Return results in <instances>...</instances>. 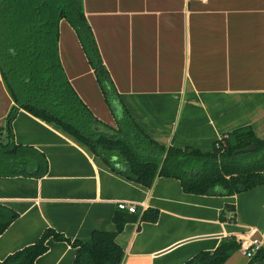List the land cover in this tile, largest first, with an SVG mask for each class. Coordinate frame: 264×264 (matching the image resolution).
<instances>
[{
    "label": "crops",
    "instance_id": "crops-1",
    "mask_svg": "<svg viewBox=\"0 0 264 264\" xmlns=\"http://www.w3.org/2000/svg\"><path fill=\"white\" fill-rule=\"evenodd\" d=\"M82 1L123 104L153 140L210 152L242 127L264 138V0ZM59 55L78 95L100 121L116 127L122 106L114 101V112L107 102L65 19ZM13 104L0 72L2 138ZM12 128L15 142L42 151L49 168L42 177L0 175V204L18 213L0 235V261L46 228L72 241H88L94 230L113 231L121 203L159 212L157 220L126 223L117 234L122 264H185L225 237L264 240V184L207 195L159 176L148 187L115 171L54 122L20 109ZM48 246L36 264H73L71 243L50 238ZM248 263L237 249L224 264Z\"/></svg>",
    "mask_w": 264,
    "mask_h": 264
},
{
    "label": "trees",
    "instance_id": "trees-1",
    "mask_svg": "<svg viewBox=\"0 0 264 264\" xmlns=\"http://www.w3.org/2000/svg\"><path fill=\"white\" fill-rule=\"evenodd\" d=\"M64 19L74 28L107 102L113 110L114 101L122 106L116 127L94 115L67 77L59 55V26ZM0 72L14 102L6 118V135L0 137L1 176L42 177L48 171L42 151L15 142L12 122L24 109L61 126L115 171L148 187L159 176L178 178L186 192L207 195H234L264 184V138L250 127L236 129L218 140L212 151L204 152L166 147L138 126L104 64L82 0H0ZM253 144L255 149L243 150ZM158 214L152 208L131 212L118 205L115 230H94L90 240L72 241L46 228L38 240L0 264H36L47 252L50 238L76 248L73 264H122L124 250L117 234L126 223L155 221ZM17 217L15 210L0 204V235ZM240 247L236 237H225L214 250L201 251L185 264H224ZM256 261H264V246L248 264Z\"/></svg>",
    "mask_w": 264,
    "mask_h": 264
},
{
    "label": "built area",
    "instance_id": "built-area-1",
    "mask_svg": "<svg viewBox=\"0 0 264 264\" xmlns=\"http://www.w3.org/2000/svg\"><path fill=\"white\" fill-rule=\"evenodd\" d=\"M119 206L122 208L126 207L131 212H135L137 209V207H135L134 205H127L125 203H121L119 204ZM240 241H241L240 250L249 259V261L253 259L257 251L260 250L264 246V240L261 238L244 237L240 239Z\"/></svg>",
    "mask_w": 264,
    "mask_h": 264
},
{
    "label": "water",
    "instance_id": "water-1",
    "mask_svg": "<svg viewBox=\"0 0 264 264\" xmlns=\"http://www.w3.org/2000/svg\"><path fill=\"white\" fill-rule=\"evenodd\" d=\"M255 148H256V146L253 144V145H251L249 147L244 148L243 150L244 151H250V150H253ZM236 152H239V151H236ZM252 264H264V261H256V262H254Z\"/></svg>",
    "mask_w": 264,
    "mask_h": 264
},
{
    "label": "rangeland",
    "instance_id": "rangeland-1",
    "mask_svg": "<svg viewBox=\"0 0 264 264\" xmlns=\"http://www.w3.org/2000/svg\"><path fill=\"white\" fill-rule=\"evenodd\" d=\"M228 138H229V136L226 139H228Z\"/></svg>",
    "mask_w": 264,
    "mask_h": 264
}]
</instances>
